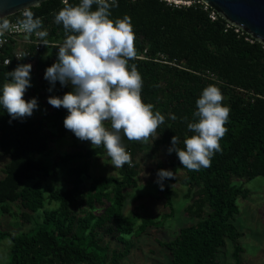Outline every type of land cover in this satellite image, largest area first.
I'll list each match as a JSON object with an SVG mask.
<instances>
[{"label": "trees", "instance_id": "1", "mask_svg": "<svg viewBox=\"0 0 264 264\" xmlns=\"http://www.w3.org/2000/svg\"><path fill=\"white\" fill-rule=\"evenodd\" d=\"M69 2L76 5L80 0ZM117 3L118 7L110 9V18L131 17L137 55L129 63L136 64L142 75V99L165 116L152 136L151 153L168 154L175 135L180 139L177 147L184 148V139L193 135L187 124L198 120L193 116L196 100L208 85L220 88L223 104L231 109L225 125L228 131L220 140L222 151L214 154L210 167L188 170L175 152L168 154L172 165L185 171L181 182L187 187V195L194 191L192 196L197 198L192 204L195 209H186L196 223L158 244L165 249L170 264H219L218 253L231 239L236 244L233 256L237 259L241 234L233 220L239 209L237 200L245 198L247 192L242 183L237 185L233 180L248 182L264 177V45L216 13L211 19L209 15L214 11L201 2L179 7L164 0ZM63 6L62 0H47L31 8L42 18L49 43L59 45L66 38L62 24L55 23V15ZM95 8L93 5L92 10ZM7 18L22 19L21 12ZM57 46L43 45L37 53L32 51L28 60L35 62L36 71H46L57 61ZM4 53L11 56L9 48ZM25 60L11 59L9 65L0 66V94L3 84L11 81L8 72L25 64ZM50 87L45 80V93L61 98L73 90L70 83L62 86L59 81L51 92ZM32 91L33 86L24 99L32 97ZM173 114L175 120L170 118ZM67 115L63 107L52 106L40 118L31 115L14 120L0 105V156L7 157L1 169L0 215L7 214L23 223H29L33 214L41 217L30 232L15 235L0 231V246L5 239L11 244L6 264H122L135 246L132 238L153 226L150 219H145L135 230L134 220L122 212L124 191L136 186L139 164L134 156L144 149L142 142L123 138L131 165L120 167L116 177L92 178L91 160L106 149L102 145H79L73 133L75 149L60 155L52 169L45 163L49 141L66 137L69 132L63 123ZM106 127L110 128V123ZM61 163L70 167L67 186L49 190L45 197L42 179ZM167 200L170 205L169 194ZM103 234L112 235L123 247L109 253V245H102Z\"/></svg>", "mask_w": 264, "mask_h": 264}, {"label": "clouds", "instance_id": "2", "mask_svg": "<svg viewBox=\"0 0 264 264\" xmlns=\"http://www.w3.org/2000/svg\"><path fill=\"white\" fill-rule=\"evenodd\" d=\"M62 3L64 6L55 15V23L62 24L66 38L57 46V61L46 69L44 79L51 85L50 92L57 81L62 86L70 83L73 90L62 98L49 96L48 104L66 109L64 127L81 141H90L93 147L102 145L112 166L131 165L123 138L146 142L165 121L159 110L154 111L153 104L143 101L142 75L136 64L129 63L137 55L131 17L110 18V9L118 7L117 0H80L76 5L62 0ZM21 14L22 19L16 26L23 30L25 38L35 34L47 46L48 32L43 30L42 18L30 7L24 8ZM12 29L11 21L0 16V38ZM2 43L4 40L0 39ZM31 70V64H19L8 72L11 81L2 86L0 105L14 120L30 117L38 108L36 98L24 99L32 87ZM223 100L218 86L205 87L193 113L198 120L187 124L193 135L184 139L183 149L177 147L179 137L171 138L168 154L175 152L184 168L192 171L208 168L214 154L222 151L220 140L228 131L225 125L231 111ZM170 118L175 120L176 116L173 114ZM108 123L110 128L106 127ZM166 179H175L174 173L158 170L156 183L161 190Z\"/></svg>", "mask_w": 264, "mask_h": 264}, {"label": "rangeland", "instance_id": "3", "mask_svg": "<svg viewBox=\"0 0 264 264\" xmlns=\"http://www.w3.org/2000/svg\"><path fill=\"white\" fill-rule=\"evenodd\" d=\"M24 63L32 65L31 81L33 86L32 97L25 100L37 99L38 108L33 111L32 117L40 118L50 112L52 107L48 104L49 96L43 88L45 71H36L34 61L26 59ZM71 133L69 131L66 137H54L52 142L49 141L50 153L47 157H43L48 166L51 167L60 155L75 149L72 145ZM77 142L82 146H92L90 141H81L77 138ZM151 142L152 137L146 142H142L144 149L134 156V161L139 164V173L136 177V186L124 191L125 201L122 212L125 217L134 220L135 230L139 228L145 219H150L153 226L147 227L146 231L138 238L135 236V238H132L135 246L130 254L124 258L122 264H170L168 254L158 244V241H169L183 227L196 223V219L191 218L186 212L187 207H191L193 201L197 202V198L192 196L194 191L187 195V187L181 182L185 171L177 165H172L171 158L166 152L157 155L151 153ZM6 158L3 155L0 156V178L3 175L1 169L7 160ZM158 166H161L164 170L172 171L175 175V179L165 180L163 190L156 183L157 172L160 170ZM69 168V164L61 163L55 171H50L48 178L42 179V192L45 197L49 190L64 189L67 186L66 179ZM90 168L92 178L120 175V167L112 166L107 151L94 157L91 160ZM233 182L237 185L242 183L244 190L247 192L245 198H238L237 205L239 209L233 220L237 232L241 234L237 242L241 247V254L237 259L234 258L233 252L236 244L231 239H227L218 253L219 264H264V177H257L248 182L234 179ZM167 193L170 196V205L167 204ZM192 207L194 210V205ZM40 222L41 217L39 218L38 213L32 215L29 223L18 221L7 214L0 215V231H7L15 235L27 233L32 231ZM103 236L102 245L106 243L109 245V253L114 248L119 250L123 247L121 243L115 242V238L111 237L112 235L105 236L103 234ZM10 245V242L6 239L2 241L0 264H6Z\"/></svg>", "mask_w": 264, "mask_h": 264}, {"label": "water", "instance_id": "4", "mask_svg": "<svg viewBox=\"0 0 264 264\" xmlns=\"http://www.w3.org/2000/svg\"><path fill=\"white\" fill-rule=\"evenodd\" d=\"M47 0H0V16H12L26 7H39ZM198 1L211 8L229 25L264 45V0H184Z\"/></svg>", "mask_w": 264, "mask_h": 264}, {"label": "built area", "instance_id": "5", "mask_svg": "<svg viewBox=\"0 0 264 264\" xmlns=\"http://www.w3.org/2000/svg\"><path fill=\"white\" fill-rule=\"evenodd\" d=\"M164 1L167 2L168 5H173L178 7L183 5L189 6L192 3L198 2V1H184V0H164ZM204 6L208 8L206 5ZM209 16L211 19L214 20L215 12H212ZM10 21L13 25V29L7 32L4 37L0 38L4 40V43L0 44V66L9 65L11 59H14L15 61L21 60V58L28 60V57L32 54V51L34 53H37L40 50L41 46H43L42 41L35 34H32L27 39L25 38V33L23 32V30L16 26L18 21L17 19ZM236 32H238L237 29ZM48 45L57 46L58 44L48 42ZM7 48L10 49L11 56H5L4 52L7 51ZM56 51L58 52V49ZM171 64L176 66L174 63Z\"/></svg>", "mask_w": 264, "mask_h": 264}]
</instances>
